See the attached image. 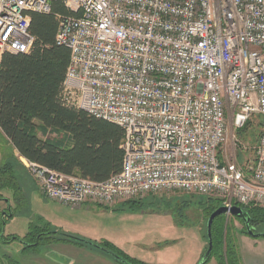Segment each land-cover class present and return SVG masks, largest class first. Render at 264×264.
I'll list each match as a JSON object with an SVG mask.
<instances>
[{
  "label": "built area",
  "instance_id": "built-area-1",
  "mask_svg": "<svg viewBox=\"0 0 264 264\" xmlns=\"http://www.w3.org/2000/svg\"><path fill=\"white\" fill-rule=\"evenodd\" d=\"M59 1L61 98L123 130L121 169L103 181L26 161L45 197L112 206L184 191L264 206V123L252 158L235 136L264 117V0H0L2 55L29 53L30 13Z\"/></svg>",
  "mask_w": 264,
  "mask_h": 264
},
{
  "label": "trees",
  "instance_id": "trees-1",
  "mask_svg": "<svg viewBox=\"0 0 264 264\" xmlns=\"http://www.w3.org/2000/svg\"><path fill=\"white\" fill-rule=\"evenodd\" d=\"M58 13L66 15L72 12L59 1L52 3L49 13L31 12L29 29L35 39L30 52H6L2 55L0 131L19 156L29 162L64 174L103 181L121 169L123 130L115 123L97 118L62 100L61 89L70 51L66 46L55 43L58 26L55 15ZM1 188H9L15 202L23 199L19 196L22 186L9 163L0 167ZM0 200L7 205L6 212L0 210V240L4 241L5 217L12 218L15 214L9 200L1 196ZM139 201L129 199L126 203L133 209L140 206ZM205 201L201 204L208 218L221 205V199L209 197ZM242 209L249 226L255 232H264L255 230L258 226L264 227V208L248 205ZM226 217L225 214L218 215L212 222V250L203 264L211 257L217 259V264H241L231 220H240L244 225V230L240 231L248 233L241 217L231 215V220ZM14 239H20L27 247H35L41 240L95 247L122 264H147L130 257L106 240L96 242L69 234L42 220L30 221L24 237L15 236ZM205 240L207 242V237Z\"/></svg>",
  "mask_w": 264,
  "mask_h": 264
},
{
  "label": "crops",
  "instance_id": "crops-1",
  "mask_svg": "<svg viewBox=\"0 0 264 264\" xmlns=\"http://www.w3.org/2000/svg\"><path fill=\"white\" fill-rule=\"evenodd\" d=\"M57 203L58 213L46 219L54 228L96 242L106 240L147 264H197L205 249L200 228H186L165 210H129L125 202L79 207ZM236 245L241 264H264V238L237 233ZM49 248L47 264H122L95 247L56 242ZM206 264H217V259L211 257Z\"/></svg>",
  "mask_w": 264,
  "mask_h": 264
},
{
  "label": "rangeland",
  "instance_id": "rangeland-1",
  "mask_svg": "<svg viewBox=\"0 0 264 264\" xmlns=\"http://www.w3.org/2000/svg\"><path fill=\"white\" fill-rule=\"evenodd\" d=\"M263 123L264 117H254L242 129H239L236 132L234 131V134L238 138V140L249 148L248 151L238 152V162H244L247 159L252 158V148L257 142ZM13 149L14 148L12 147L10 142L0 131V167L4 163H9L12 166V171L15 174V178L22 186L21 194L19 196L23 197V199L15 202V200L13 199V193L9 188H1L3 190L0 189V196L6 200H9L10 207L15 214L8 220L5 217L7 221L3 230L4 241L0 240V264H37L38 261H43L45 262V264H47V261L49 259L47 252L51 250L49 246L53 245L57 241L41 240L35 247H27L22 243V241H20V239L14 238L15 236L19 238L24 237V235L28 231V224L30 221H46L48 217H54V215L58 213L61 205L43 196L44 194L42 193L40 185L36 180L32 170L26 167V161H24L19 156L17 151ZM209 197L218 198L216 196H206L184 191H168L158 194H148L140 198H136L135 200H140V206L134 207L133 209L129 207L128 209L141 210L153 208L156 210L159 209L161 211L165 210L171 213L174 219L178 221L179 224L181 222L186 228H192L195 226L200 228L203 239L205 240V238L207 237V216L204 206L201 203L203 202L205 204V199ZM126 201L128 200H123L117 203L123 204L124 202L126 203ZM261 207L264 208V206ZM6 208L7 205L5 201L0 200V210L6 212ZM225 216H227L226 219L231 220L230 214H225ZM231 225L235 235L237 233H242L240 230H244L243 223L238 219L231 220ZM255 230L264 231V227L258 226L255 228ZM181 243L187 244L189 243V241H183ZM205 246H207V242ZM120 250L125 254H127V251H129L128 249L122 248Z\"/></svg>",
  "mask_w": 264,
  "mask_h": 264
},
{
  "label": "water",
  "instance_id": "water-1",
  "mask_svg": "<svg viewBox=\"0 0 264 264\" xmlns=\"http://www.w3.org/2000/svg\"><path fill=\"white\" fill-rule=\"evenodd\" d=\"M221 214H230L232 216L241 217L245 224L246 232L248 233L249 236L264 237V232H255L254 228L249 226L248 218L245 216V213L242 207L238 205H233L231 207L220 205L219 207L214 209L207 218V221H206L207 248L197 264H203L211 253V250H212L211 225H212L214 218Z\"/></svg>",
  "mask_w": 264,
  "mask_h": 264
}]
</instances>
